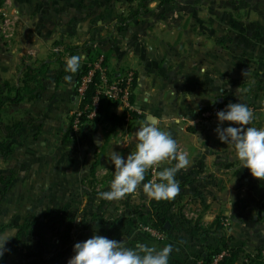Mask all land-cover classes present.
Instances as JSON below:
<instances>
[{
  "label": "crops",
  "instance_id": "1",
  "mask_svg": "<svg viewBox=\"0 0 264 264\" xmlns=\"http://www.w3.org/2000/svg\"><path fill=\"white\" fill-rule=\"evenodd\" d=\"M9 1L7 11L18 27L12 43L0 34V144L12 150L8 157L0 154V234L14 236L7 251L16 239L21 243L5 264H25L26 253L34 257L62 249L61 239L42 224L50 212L76 216L73 247L63 264L74 255V245L91 238L97 227L100 235L125 241L128 247L172 245L170 264H202L204 243L189 236L171 238L170 229L158 241L138 229L141 203L135 193L127 195L125 214L116 217L109 215L112 202L99 198L110 190L115 172L108 162L112 153L104 155L111 147L104 127L97 126L93 135V125L79 135L71 133L72 117L80 107L76 87L92 54L104 55L114 74L135 75L139 118L122 147L136 145L135 133L144 121L169 132L189 159L176 179L190 180L191 187L207 181L213 198L220 199L226 189L236 194L242 211L235 227L241 226L242 236L253 242L243 194L246 190L258 203L257 179L218 139V120L202 121L199 114L218 103L240 100L264 113V0H152L144 12L135 11L138 3L130 0ZM80 54L85 56L80 70L66 72V59ZM41 66H47L41 86L31 85L26 93L27 69ZM66 75H72L71 83ZM112 111L125 113L120 106ZM214 213L205 208L206 224L213 223ZM252 218L257 219L255 214ZM33 221L38 224L21 232Z\"/></svg>",
  "mask_w": 264,
  "mask_h": 264
},
{
  "label": "clouds",
  "instance_id": "2",
  "mask_svg": "<svg viewBox=\"0 0 264 264\" xmlns=\"http://www.w3.org/2000/svg\"><path fill=\"white\" fill-rule=\"evenodd\" d=\"M84 59L83 54L67 58L65 71L77 73ZM64 79L71 83L72 75H66ZM240 101L228 104L217 112L215 132L218 139L235 153L243 169H248L253 178L264 182V128L250 126L253 112ZM226 122L229 126L224 127ZM135 136V151L130 152L126 159L120 152L111 154L108 162L115 167L114 178L110 190L99 193V198L109 202L119 201L142 186L148 199L171 201L180 192L176 177L188 166V153L179 150L177 141L169 132L150 121H144ZM173 162L174 166H164ZM149 170H154L155 176L144 183ZM13 237L0 234V259ZM173 251L172 245L157 248L137 244L134 248L128 247L125 241L100 235L97 227L91 238L74 245V255L68 264H170Z\"/></svg>",
  "mask_w": 264,
  "mask_h": 264
},
{
  "label": "rangeland",
  "instance_id": "3",
  "mask_svg": "<svg viewBox=\"0 0 264 264\" xmlns=\"http://www.w3.org/2000/svg\"><path fill=\"white\" fill-rule=\"evenodd\" d=\"M138 6L139 5L137 4L135 11L140 12L138 10ZM14 26L15 29L18 27L17 21ZM249 108L252 110L254 116L252 124H258L259 126H261V128H264V113L258 114L251 106ZM201 112L199 114L200 119ZM132 122L133 121L129 123L131 124ZM96 128L97 126H95L92 130V135L98 133V130H96ZM102 130L104 132L102 133L103 136L105 134L109 145H111V147L106 150V153L104 155H109L116 151L122 153L126 158L130 154V152L135 151V145H129L126 146V148H123L122 146L127 144H121L125 142V140H129L128 135L131 131L130 128L126 127L118 130L115 133H111L109 132V130ZM134 130L135 128L133 127L132 132ZM151 180L152 170H149V172L146 174L144 183H147ZM178 182L180 184V192L171 201H156L154 199L150 200L148 198L144 200L142 198L144 196L142 186L137 188L135 192V195L137 196L136 200H139V204L141 203L137 212L139 211V209H143L144 213L150 214V217L148 216L146 218H141L139 214L137 215L139 217L137 219V226L140 231H142V227L148 225L154 226V221L150 220V218H152L153 216L156 219H166L167 222H165L164 228L166 224L170 225V231L172 230L171 238H174L176 236H189L194 238L198 243H204V245L202 246L203 256L211 255V252L213 250L220 247V242L223 239H226L229 245L233 248L241 247L244 249L242 245L245 246L246 244L250 246L251 248L249 247V251L244 250L246 255H248L249 257H253L258 251H262L264 256V182L259 180L254 181L257 182V185L259 187L257 204L255 199L251 200V197L248 196L246 190L243 194L244 208L247 207L250 212V218L248 220L250 222V225H252L251 229L254 233L253 242L242 236L241 226L240 229L235 227V225L239 223L236 216H238V214L242 211L239 206L236 205V194L231 196L230 194H228L229 190L226 189V191H222L220 199H218V196L217 198H213V192H211L210 183H208L207 181H198L196 186L192 187L190 184V180L188 179L178 180ZM223 183H225V181ZM258 187L255 186V189H257ZM244 188H246V186H244ZM193 192H195L196 195H193ZM129 199V196H126L119 201H112V206L109 209V215L116 217L118 215L125 214L124 204L125 202L127 203ZM206 207H208L212 212L215 211V218L213 223L206 224L204 221L205 216L203 215V211ZM117 209H120L121 212L119 213ZM154 212L158 213L156 217L155 214L153 215ZM225 213H227V215ZM253 214L256 215V220H253ZM217 220H220L223 227L219 232H216L217 226L215 223ZM202 228L203 231L200 230ZM167 232L165 233L166 235L168 234ZM235 235L237 236V238L235 237ZM147 236L150 237L148 234ZM26 243L28 244V242ZM247 261L248 259L244 258L243 256L239 264H247Z\"/></svg>",
  "mask_w": 264,
  "mask_h": 264
},
{
  "label": "trees",
  "instance_id": "4",
  "mask_svg": "<svg viewBox=\"0 0 264 264\" xmlns=\"http://www.w3.org/2000/svg\"><path fill=\"white\" fill-rule=\"evenodd\" d=\"M151 1L152 0H139L138 10L140 12L147 11L148 4ZM130 2H135V0H130ZM160 2L164 4L165 2H167V0H160ZM98 56L99 54L90 55L88 62L93 61ZM105 63L108 65L106 59ZM46 71L47 66H41L40 68L34 70H31V68L27 69L22 90H25L26 93H30L31 85H34L35 87L41 86L42 79L44 78ZM84 73L85 71L82 73V75ZM96 82L97 79H95V81L90 85L85 95V100L83 101L82 106L90 105L92 103L96 95ZM133 88H135V83L133 85ZM38 96L39 95H36V97ZM15 100H17L16 102L20 101L19 99ZM131 101L133 104H135L134 92ZM3 104L4 103H0V124L2 123L1 110ZM228 104V102H221L214 106H223ZM117 106L118 104L116 102L110 101L105 97H101L97 116L92 122L93 126H102L104 127L105 131L109 130V132L111 133H115L120 129L128 127L131 129L130 132H132L134 121L138 120L139 118L138 114L134 113L132 115L131 121L133 122L130 124L129 122L131 121L127 120V115L125 113L122 116H118L112 111V109ZM11 151V148H8L6 144H0V154L3 157H8L11 154ZM103 185L105 184L103 183ZM139 211L138 214L141 218H146L148 216L150 217V214L144 213L143 209H139ZM154 214L155 217L158 215V213L156 212H154L153 215ZM45 218L47 221L42 224H44L56 238L61 239L63 247L60 250L54 249L42 254H35L34 257H32L31 253H26V255L24 256L25 264H63L70 255L71 249L73 247L72 242L73 232L75 230L76 216L71 212H50L45 215ZM150 220L154 221L155 228L159 229L163 233L167 232V230L164 228L165 222H167L166 219H156L152 216ZM34 224H38V221L27 223L24 227L20 228L21 232L31 230ZM215 224L217 226L216 232L222 230L223 227L220 220H217ZM200 230L203 231V228ZM20 243V238L12 242L7 253L3 256L2 259H0V264H5L8 256L19 249ZM221 255H223V258L219 260L217 264H239L243 256L244 258L248 259L247 264H264V256L262 251H258L253 257H249L248 255H246L243 248L231 247L226 239L221 240L220 247L213 250L211 252V255L202 256V264H213L214 261ZM32 258L34 259L31 260Z\"/></svg>",
  "mask_w": 264,
  "mask_h": 264
},
{
  "label": "built area",
  "instance_id": "5",
  "mask_svg": "<svg viewBox=\"0 0 264 264\" xmlns=\"http://www.w3.org/2000/svg\"><path fill=\"white\" fill-rule=\"evenodd\" d=\"M9 2V0H0V34L3 39L11 42L14 37V25L17 19L7 11V6L10 5ZM134 3H139V0H135ZM84 71L85 73L81 74L76 87V97L80 101V107L72 117V135H79L93 125L92 122L97 116L101 97L116 102L118 106L124 109L127 120L131 121L132 115L138 113L135 104L131 101L134 92L133 85L135 83L134 73L128 71L123 74H113L105 63L104 55H99L93 61L86 64ZM95 79H97L96 95L90 105L82 106L85 95ZM226 106H211L209 109L203 110L201 112V119L204 121L217 119V112L225 109ZM154 176L155 171L152 170V180ZM141 230L155 240L164 241L166 239V234L152 225L142 227ZM222 258L223 255L219 256L213 264H217Z\"/></svg>",
  "mask_w": 264,
  "mask_h": 264
},
{
  "label": "water",
  "instance_id": "6",
  "mask_svg": "<svg viewBox=\"0 0 264 264\" xmlns=\"http://www.w3.org/2000/svg\"><path fill=\"white\" fill-rule=\"evenodd\" d=\"M151 120H155V119L152 118ZM152 123H155V122H152ZM94 142H95V145L96 146H99L100 139L98 137H96ZM165 229L166 230H169L170 229V225L169 224H166Z\"/></svg>",
  "mask_w": 264,
  "mask_h": 264
}]
</instances>
